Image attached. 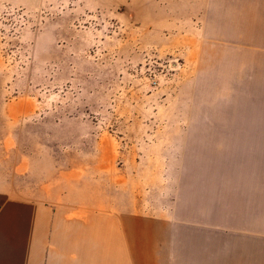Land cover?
<instances>
[{
  "label": "rangeland",
  "instance_id": "rangeland-1",
  "mask_svg": "<svg viewBox=\"0 0 264 264\" xmlns=\"http://www.w3.org/2000/svg\"><path fill=\"white\" fill-rule=\"evenodd\" d=\"M86 212L126 264H264V0H0V260Z\"/></svg>",
  "mask_w": 264,
  "mask_h": 264
},
{
  "label": "crops",
  "instance_id": "crops-1",
  "mask_svg": "<svg viewBox=\"0 0 264 264\" xmlns=\"http://www.w3.org/2000/svg\"><path fill=\"white\" fill-rule=\"evenodd\" d=\"M13 214L9 212L7 217ZM115 219H105L100 215L94 216L86 212L84 215H76L67 222L62 223L58 227L59 233L69 232V244L67 249L62 246L60 254L70 253L76 257H67L54 259V264L76 263V264H126L125 255L120 249L119 243L122 238L118 230V225L114 222ZM13 224V220H11ZM23 231L30 229L29 214L22 216ZM119 241V242H118ZM118 242V244H117ZM28 260V258H27Z\"/></svg>",
  "mask_w": 264,
  "mask_h": 264
},
{
  "label": "bare ground",
  "instance_id": "bare-ground-1",
  "mask_svg": "<svg viewBox=\"0 0 264 264\" xmlns=\"http://www.w3.org/2000/svg\"><path fill=\"white\" fill-rule=\"evenodd\" d=\"M13 214H14V212H13ZM7 222L8 221L6 220V218L3 217V220H1V223L4 227H7V225H8ZM12 243L14 246V251L10 254V256L1 259L0 264H25L26 259H25V256L22 252H21L19 257H16L15 254H13V253H16L18 250V246H15L16 245L15 243H18V242L16 240H13Z\"/></svg>",
  "mask_w": 264,
  "mask_h": 264
}]
</instances>
